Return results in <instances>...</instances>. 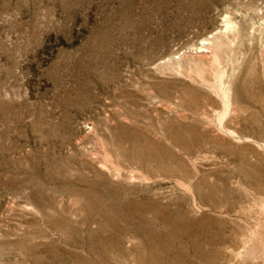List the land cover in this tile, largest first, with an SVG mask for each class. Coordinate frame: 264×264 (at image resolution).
<instances>
[{
    "label": "rangeland",
    "instance_id": "obj_1",
    "mask_svg": "<svg viewBox=\"0 0 264 264\" xmlns=\"http://www.w3.org/2000/svg\"><path fill=\"white\" fill-rule=\"evenodd\" d=\"M0 264H264V0H0Z\"/></svg>",
    "mask_w": 264,
    "mask_h": 264
},
{
    "label": "bare ground",
    "instance_id": "obj_2",
    "mask_svg": "<svg viewBox=\"0 0 264 264\" xmlns=\"http://www.w3.org/2000/svg\"><path fill=\"white\" fill-rule=\"evenodd\" d=\"M232 23V22H231ZM233 26V25H232Z\"/></svg>",
    "mask_w": 264,
    "mask_h": 264
}]
</instances>
